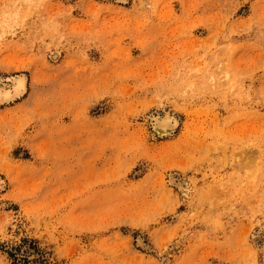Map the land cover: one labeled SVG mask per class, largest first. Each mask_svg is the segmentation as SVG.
I'll return each mask as SVG.
<instances>
[{
	"label": "rangeland",
	"instance_id": "obj_1",
	"mask_svg": "<svg viewBox=\"0 0 264 264\" xmlns=\"http://www.w3.org/2000/svg\"><path fill=\"white\" fill-rule=\"evenodd\" d=\"M19 75L0 264H264V0H0Z\"/></svg>",
	"mask_w": 264,
	"mask_h": 264
},
{
	"label": "bare ground",
	"instance_id": "obj_2",
	"mask_svg": "<svg viewBox=\"0 0 264 264\" xmlns=\"http://www.w3.org/2000/svg\"><path fill=\"white\" fill-rule=\"evenodd\" d=\"M26 89V78L24 75L14 77L12 81L0 83V102L12 100L20 96ZM154 130L158 135L169 134L173 131L175 119L171 116L154 118Z\"/></svg>",
	"mask_w": 264,
	"mask_h": 264
}]
</instances>
